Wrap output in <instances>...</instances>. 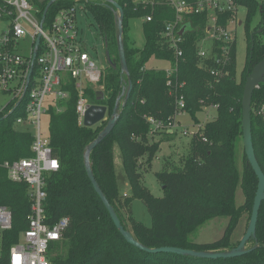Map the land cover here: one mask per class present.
<instances>
[{
	"label": "trees",
	"instance_id": "16d2710c",
	"mask_svg": "<svg viewBox=\"0 0 264 264\" xmlns=\"http://www.w3.org/2000/svg\"><path fill=\"white\" fill-rule=\"evenodd\" d=\"M41 18L49 0H30ZM81 1L91 14L106 49L116 65L108 64L98 84V90L84 85V93L93 104L107 108V118L93 126L78 123L75 111L78 91L75 80L67 85L69 96L61 111L48 110V137L59 168L46 176L45 220L53 224L67 216L69 225L59 241L52 242L47 258L50 264H264V198L260 202L254 235L247 241L244 254L228 258H201L170 252L151 253L128 243L114 226L109 213L86 173L84 151L111 117L117 97L126 81L121 80L117 51V29L113 11L102 0H56L48 8V25L61 8ZM123 11L124 54L132 88L128 100L119 108V117L111 131L89 153L93 176L103 194L114 208L121 223L133 237L149 248L174 246L196 251H228L238 245L232 240L241 218L251 209L258 179L248 163L242 144L241 98L245 79L251 69L264 58V18L252 25L261 0H233L236 8H245L243 26L246 36V58L238 77L235 70V40L230 43L226 74L212 77L207 68L212 60L200 65L197 42L205 35L206 13L187 15L183 23L191 26L179 43L182 55L177 60L173 50L161 36L167 22L175 18L167 0H116ZM235 10L217 15V23L225 26ZM151 16L149 21L145 17ZM142 17L144 36L142 47L133 46L127 31L128 21ZM44 25V26H45ZM175 63L176 70L168 77L164 69H147L150 58ZM264 76V73H263ZM125 79V77H124ZM182 83L181 86H178ZM183 96L185 112L194 122L203 107L214 108L215 115L191 135L182 165L155 172L162 195L154 196L143 184V172L159 150V141L148 135L150 125L146 117L164 120L173 118L176 98ZM264 81L254 88L251 97V136L256 160L264 173ZM16 114L0 115V205L12 214L10 229L0 232V264H7L8 251L22 230L28 226L30 199L27 185L13 182L3 167L4 161L31 156L32 133L13 124ZM168 132H163L166 136ZM171 134V133H170ZM114 147H117L129 186V194L122 195L115 171ZM243 156L240 160V154ZM143 160V167L139 169ZM142 165V164H141ZM240 188L244 201L236 205V191ZM140 199L151 219L150 225L137 221L131 214L133 199ZM126 213V214H125ZM224 217L227 224L222 235L213 241L196 242L192 233L204 222Z\"/></svg>",
	"mask_w": 264,
	"mask_h": 264
},
{
	"label": "built area",
	"instance_id": "2783aa9c",
	"mask_svg": "<svg viewBox=\"0 0 264 264\" xmlns=\"http://www.w3.org/2000/svg\"><path fill=\"white\" fill-rule=\"evenodd\" d=\"M167 3L174 9L175 18L165 24L161 36L173 50L175 60L182 55L179 47L182 35L178 30L185 17L204 12L207 15L206 35L197 42L200 65L205 67V61L212 60L213 65L207 68L209 74L216 79L226 74L225 65L234 35L227 29L230 19L221 26L217 23V15L235 10L233 0H167ZM36 12L30 0H0V115L6 118L16 114L13 124L26 126L23 130L30 131L33 137L31 156L2 164L11 181L27 185L30 199L28 226L10 246L7 264H50L48 248L52 242L61 239L69 218L62 216L51 225L45 220L46 176L59 168V161L49 144L48 126L46 130L42 128V117L48 116L49 108L63 109L69 96L67 85L70 80H75L78 91L75 111L78 123L83 125L84 112L93 104L84 93V85L98 84L104 73L85 49L77 27L75 5L58 10L48 25H45V19L40 24ZM145 19L149 21L151 16ZM38 35L39 42L35 46ZM22 40L29 41L26 49L20 48ZM204 40L211 41L208 49L199 46ZM168 65L164 71L168 77L167 85H171L169 77L176 67L175 63L168 62ZM176 105L173 118L166 121L146 117L150 125L149 136L175 130L178 126L176 118L186 113L181 94L176 98ZM262 114L264 118V107ZM199 128L197 126L191 135ZM182 133L187 134L188 130L184 129ZM11 226L10 209L0 205V232Z\"/></svg>",
	"mask_w": 264,
	"mask_h": 264
},
{
	"label": "rangeland",
	"instance_id": "374dc122",
	"mask_svg": "<svg viewBox=\"0 0 264 264\" xmlns=\"http://www.w3.org/2000/svg\"><path fill=\"white\" fill-rule=\"evenodd\" d=\"M146 1V0H145ZM76 8V22L77 27L79 29V33L81 38L83 39L85 49L88 53H90L97 64L101 68H105L107 65L106 59H105V50H104V43L103 39L97 30V27L95 25V21L93 20L91 14L89 11L85 8L83 3L81 1L76 2L75 4ZM261 16L264 18V0L260 1V4L257 8L256 14L253 18L252 25L256 24ZM245 17V8L243 6H238L235 8V15L230 19V21L227 24V29L230 30L234 35L235 40V70H236V76L238 77L240 71L242 70L245 58H246V36L243 26V20ZM142 17L140 18H132L128 21V37L130 42H133V46L136 47H142L144 44V36L142 33V26H141ZM241 21L239 24L238 22ZM211 45L210 40H204L199 43V46L205 49H208ZM29 46L28 40H22L20 42V48L26 49ZM168 62L166 60L162 59H156V58H150L146 64L145 68L147 69H165L168 68ZM91 86L95 87L96 89L100 90L101 86L100 84H90ZM215 115V111L210 106L203 107V110L199 113H197L198 116V122H194L191 118V116L188 113H184L183 115L178 116L180 119L179 125L175 128V133L173 134V138L171 139L172 143H175L173 146L171 145L170 149L166 150L164 153V158L162 159L164 161L171 162L169 169L173 166L179 167L182 165V158L188 151V146L191 138V132L193 130H196L197 126H202L206 121H208L212 116ZM107 115L104 120H106ZM102 120V121H104ZM42 128L46 130V127L48 126L49 120L48 116L43 115L42 117ZM20 130H25L26 126H18L17 127ZM184 129L188 130L187 134H183L182 131ZM243 156V153L240 154V160ZM114 163H115V171L119 182V188L122 195L124 191H122V186L120 184H123L122 181L124 180L125 173L122 167V161L120 152L117 147H114ZM143 160L140 159L141 164L139 165V169L142 170L143 167ZM161 162V160H160ZM164 165H161V163L154 164L153 168L151 170L143 172V184L147 186L151 193L154 196L160 197L162 195L161 186L154 176V171H160L163 169ZM126 194V193H125ZM128 194V193H127ZM244 201V196L240 188L236 191V197H235V203L236 205L242 204ZM126 214V213H125ZM131 214L132 216L137 220L142 222L145 225H150L151 219L149 216V213L144 205V203L140 199H133L131 203ZM249 223V219L247 218V214H244L241 218V221L239 225L236 227L232 240L234 243H237L240 241L242 236L244 235L247 226ZM227 224V220L224 217H214L206 222H204L202 225L197 227L195 231L191 235V239L196 242H209L218 239L225 228ZM250 245V242L245 244V247Z\"/></svg>",
	"mask_w": 264,
	"mask_h": 264
},
{
	"label": "water",
	"instance_id": "95a60500",
	"mask_svg": "<svg viewBox=\"0 0 264 264\" xmlns=\"http://www.w3.org/2000/svg\"><path fill=\"white\" fill-rule=\"evenodd\" d=\"M56 0H49L45 8L42 12L41 18H40V24L43 23L45 19L46 12L49 8V6ZM85 2H88L90 0H83ZM104 3L113 11L114 15V21L117 29V51H118V58H119V67L121 71V80L123 82L126 81L127 86L123 88L121 94L117 97L115 101V105L112 110L111 117L107 120L106 125L103 127V129L98 133L97 137L92 140L85 148L84 151V165L86 173L93 185V188L95 192L100 197L103 205L105 206L107 212L109 213V216L114 224V226L117 228L119 233L123 236V238L133 246L138 247L141 250H144L146 252L151 253H157V252H170V253H176L181 255H189L194 257H201V258H228V257H234L244 254L247 250L245 249V244L247 241L254 235L257 216H258V209L260 206L261 200L264 198V173L262 172L253 149L252 145V136H251V97L252 93L255 87H257L259 82L264 81V58L258 62L249 72L248 76L245 79V83L243 86V92H242V98H241V127H242V144L243 149L247 158L248 163L251 165L255 175L257 176L258 183H257V189L255 192L253 205L251 209V215L249 219V223L247 226V229L240 239L238 245L228 251H196L192 249H186V248H180V247H174V246H161L156 248H149L138 242L132 235V233L126 228L120 221L118 215L116 214L114 208L109 203L106 196L103 194L102 190L100 189L98 183L96 182L89 162V153L90 151L96 146L97 143H99L113 128L114 124L116 123L118 117H119V108L125 104V102L128 100L131 88H132V82L129 77L128 67L126 64L125 54H124V42L122 38L123 33V11L121 6L118 4L116 0H102ZM239 24L241 21L238 22ZM191 26L188 22L183 23L181 27L178 30L179 35H183L185 31L190 30ZM40 35L36 37L35 46L38 45ZM104 43V50H105V59L109 66L112 68H116V65L112 61V59L109 56V52L106 49L107 42L106 40L103 41ZM125 77V79H124ZM107 114V108L104 105L99 104H90L87 106L84 115H83V125L84 126H93L97 123H100L102 120L105 119Z\"/></svg>",
	"mask_w": 264,
	"mask_h": 264
},
{
	"label": "crops",
	"instance_id": "0c3cea01",
	"mask_svg": "<svg viewBox=\"0 0 264 264\" xmlns=\"http://www.w3.org/2000/svg\"><path fill=\"white\" fill-rule=\"evenodd\" d=\"M211 108H213V107H211ZM214 109V108H213ZM212 116V115H211ZM213 117V116H212ZM176 121L178 122V125H179V123H180V119L177 117L176 118ZM176 131L175 130H172V131H168V134L166 135V136H164L163 135V132H157V133H155L154 135H152V136H150V137H152V140H155V141H159V140H161L160 141V143H159V150H158V152H157V154H156V156L153 158V160L151 161V166H150V168L148 169V170H151L152 168H153V166H154V164L156 163V165L158 164V163H161V165H162V163L163 164H171V162H169V161H164L163 162V158H164V153L166 152V150L168 149H170V147H171V145L173 146L175 143H172L171 142V139L173 138V134L175 133ZM171 133V134H170ZM174 147V146H173ZM115 160V159H114ZM160 160H161V162H160ZM147 170V171H148ZM155 172H157V171H154V176H155ZM143 182V181H142ZM122 183L123 184H120L121 186H122V191H124L123 192V194L124 193H126V195H127V193L129 194V186H128V183L126 182V180H125V177H124V180L122 181ZM147 187V186H146ZM148 188V187H147ZM149 189V188H148ZM150 190V189H149ZM161 191H162V188H161Z\"/></svg>",
	"mask_w": 264,
	"mask_h": 264
}]
</instances>
